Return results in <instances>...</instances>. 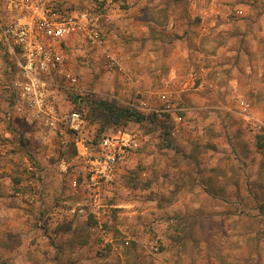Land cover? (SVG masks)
<instances>
[{
	"label": "rangeland",
	"instance_id": "obj_1",
	"mask_svg": "<svg viewBox=\"0 0 264 264\" xmlns=\"http://www.w3.org/2000/svg\"><path fill=\"white\" fill-rule=\"evenodd\" d=\"M54 1L98 15L120 62L108 71L102 48L69 42L81 91L68 102L88 130L116 132L90 100L158 122L118 127L138 129L140 149L103 188L99 220L71 215L85 193L55 171L74 151L47 157L55 136L6 120L0 87V264H264V148L254 145L264 135V0ZM161 93L180 123L155 111ZM142 99L152 110L137 108Z\"/></svg>",
	"mask_w": 264,
	"mask_h": 264
},
{
	"label": "built area",
	"instance_id": "obj_2",
	"mask_svg": "<svg viewBox=\"0 0 264 264\" xmlns=\"http://www.w3.org/2000/svg\"><path fill=\"white\" fill-rule=\"evenodd\" d=\"M116 0H104L112 6ZM98 15L87 10H72L54 0H0V87L7 90L13 108L19 107L35 124L56 138L51 154L71 145V161H60L61 170L68 172L69 185L82 190L86 202L68 208L71 215L100 218L102 190L111 184L126 161L142 145L138 129L104 133L96 137L88 130L81 108L68 101V94L81 91V75L73 71L66 59V49L73 37L91 48L104 51V69L119 68L118 58L105 48L104 29ZM161 109L171 112L176 123L182 116L176 114L165 93L158 98ZM81 104V98L78 99ZM247 105L241 109H247ZM141 111L152 110L148 100L139 101ZM12 110L5 114L13 119ZM264 127L258 125V129ZM28 169L34 167L28 164ZM95 228H93L94 230Z\"/></svg>",
	"mask_w": 264,
	"mask_h": 264
},
{
	"label": "trees",
	"instance_id": "obj_3",
	"mask_svg": "<svg viewBox=\"0 0 264 264\" xmlns=\"http://www.w3.org/2000/svg\"><path fill=\"white\" fill-rule=\"evenodd\" d=\"M75 97H78V96H75ZM81 101H82V98H81ZM76 102H77V99H76ZM89 103L91 107L90 111L92 112L96 111L100 113L99 115L102 119L101 120L102 129L110 125L116 126V127L125 126V124L127 125L128 122L130 121L138 122L142 124L144 119H149L150 121L157 120V116L153 112H151L149 115H144L139 110H137L134 106H130V105L122 106L121 104H118L115 101L109 102L107 100H90ZM75 107H78V106H75ZM157 122L158 121H156V123ZM163 123L161 125H163ZM165 134H169L168 129H166ZM255 138H257V140L254 142V145L257 148H260V147L264 148V135L257 134ZM71 149L72 147L71 145H69L66 149L61 150L59 157L63 158L64 156L68 155V153H70L71 151L73 153L74 150L73 149L71 150ZM63 229H66V227H63Z\"/></svg>",
	"mask_w": 264,
	"mask_h": 264
},
{
	"label": "crops",
	"instance_id": "obj_4",
	"mask_svg": "<svg viewBox=\"0 0 264 264\" xmlns=\"http://www.w3.org/2000/svg\"><path fill=\"white\" fill-rule=\"evenodd\" d=\"M3 67V61H2V59H1V56H0V69ZM240 104H243V103H241L240 102ZM244 105V104H243ZM13 101H12V99H11V101H10V105H9V107H8V110H12V112H13V114H12V117L15 119V120H17V121H20L19 119H21V120H25L27 117H28V115H27V113L25 112V111H22L19 107H16V108H13ZM6 114V113H5ZM15 116V117H14ZM116 128V130L118 129V127H115ZM49 134H52V133H49ZM53 135V134H52ZM66 149V148H65ZM53 149H52V147H51V149H49V152L47 153V157L48 156H50V155H52V156H55V157H59V155H60V151L61 150H64V149H60V150H58L55 154H51V152H55V151H52ZM130 158H132V157H130ZM128 159L127 161H126V163H125V165H127V162L129 161V160H131V159ZM62 160V159H61ZM60 160V161H61ZM122 169H123V166L120 168V170H119V172H118V174H120V173H122L121 171H122ZM59 172L61 173L60 175H61V178L63 177L62 175H65L64 176V180L65 181H63L66 185H69V177H68V173L67 172H64V171H62L61 170V167L59 166V168H58V171H55V173L57 174V178L59 179V182L61 181L60 180V178H59ZM117 174V175H118ZM55 177V176H54ZM62 182V183H63ZM63 186V185H62ZM61 186V187H62ZM69 187H70V185H69ZM61 190V189H60ZM77 203H79V202H77ZM60 216V215H59ZM61 217V216H60ZM62 219V218H61ZM66 219H68V217L66 218ZM62 221V220H61Z\"/></svg>",
	"mask_w": 264,
	"mask_h": 264
}]
</instances>
